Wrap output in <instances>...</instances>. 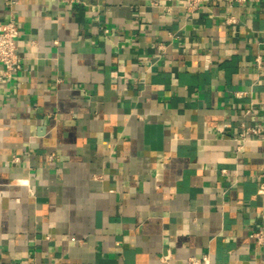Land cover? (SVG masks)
Masks as SVG:
<instances>
[{
  "label": "crops",
  "instance_id": "obj_1",
  "mask_svg": "<svg viewBox=\"0 0 264 264\" xmlns=\"http://www.w3.org/2000/svg\"><path fill=\"white\" fill-rule=\"evenodd\" d=\"M12 10L0 264H264V4L0 0V24Z\"/></svg>",
  "mask_w": 264,
  "mask_h": 264
},
{
  "label": "built area",
  "instance_id": "obj_2",
  "mask_svg": "<svg viewBox=\"0 0 264 264\" xmlns=\"http://www.w3.org/2000/svg\"><path fill=\"white\" fill-rule=\"evenodd\" d=\"M69 5L81 3L82 0H61ZM187 6L190 10H195L201 6L206 0H186ZM251 1L264 0H229L230 4L239 3L247 4ZM15 2L12 1L11 5ZM229 23L236 22L234 17L228 18ZM20 26L18 24L17 15L14 10L11 11L10 19L0 24V82H7L14 72L23 69L22 58L19 53L17 39L20 36ZM259 65H262V59H257ZM261 130L257 127L242 123L241 137L243 140L248 139L250 135H260ZM15 162L20 161V157L14 158ZM260 193L264 194V182L261 185ZM252 236L258 240L259 243L264 242V232L262 230L254 231ZM190 264H211L209 255H204L202 258L192 257L189 260ZM26 264H40L35 259L28 261Z\"/></svg>",
  "mask_w": 264,
  "mask_h": 264
}]
</instances>
